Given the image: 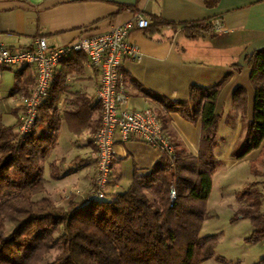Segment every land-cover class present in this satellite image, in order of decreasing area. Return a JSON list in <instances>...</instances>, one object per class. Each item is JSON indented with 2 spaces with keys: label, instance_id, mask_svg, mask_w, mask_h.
<instances>
[{
  "label": "crops",
  "instance_id": "0c3cea01",
  "mask_svg": "<svg viewBox=\"0 0 264 264\" xmlns=\"http://www.w3.org/2000/svg\"><path fill=\"white\" fill-rule=\"evenodd\" d=\"M136 15L144 17L148 26L129 31L128 39L138 46L140 58L124 60L119 69L127 94L125 106L159 110L177 147L197 155L200 118L188 120L179 111L169 112L162 100H187L190 86L210 88L228 73L230 79L216 98L219 121L213 154L224 166L226 158L229 165L250 159L261 162L251 170L264 171V138L259 147L239 159L233 156L245 137L244 123L252 119L254 91L247 59L264 48V0H0V40L9 48H30L36 38L43 37L51 50ZM216 21L219 31L213 29ZM194 24L211 28L188 37L186 28ZM0 71V95L14 102L10 112L17 123L21 98L33 85L35 73L30 66ZM10 74L12 82L4 84L3 78ZM52 79L54 89H60L59 93L52 89L60 120L56 143L42 165L45 194L55 205L83 203L93 188L96 153L92 137L101 115L94 98L95 74L85 54L72 53L58 65ZM238 86L245 91V112L232 98ZM164 158L139 137L116 142L109 193L124 191L135 175L148 174ZM254 183L263 197L264 185L257 179Z\"/></svg>",
  "mask_w": 264,
  "mask_h": 264
},
{
  "label": "trees",
  "instance_id": "16d2710c",
  "mask_svg": "<svg viewBox=\"0 0 264 264\" xmlns=\"http://www.w3.org/2000/svg\"><path fill=\"white\" fill-rule=\"evenodd\" d=\"M210 28L190 25L186 35L197 37ZM247 64L254 106L252 119L244 123L245 137L233 153L238 159L264 138V48L252 53ZM226 77L210 88L190 86L187 100H162L169 112L179 111L188 120L200 118L197 155L173 142L172 163L164 158L148 174L135 175L124 191H108L102 200L61 206L45 194L42 165L54 148L60 120L54 106V91L60 89H54L52 82L31 134L18 137L17 123L0 122V264H200L212 257L217 236L202 237L199 231L209 214L206 200L218 165L213 154L219 121L215 104ZM232 98L245 112L244 89L236 87ZM158 113L166 127L165 115ZM245 194L247 205L239 217L250 221L252 231L246 240L256 243L264 239L262 195L255 187Z\"/></svg>",
  "mask_w": 264,
  "mask_h": 264
},
{
  "label": "built area",
  "instance_id": "2783aa9c",
  "mask_svg": "<svg viewBox=\"0 0 264 264\" xmlns=\"http://www.w3.org/2000/svg\"><path fill=\"white\" fill-rule=\"evenodd\" d=\"M148 21L136 15L133 19L113 24L101 32L80 36L70 44L48 50L43 37L34 40L30 48H9L0 40V70L4 67L30 66L35 77L28 93L21 98V114L16 125V135L24 137L36 127L39 108L49 94L51 81L58 65L75 52L85 54L96 79L94 98L101 115L92 142L96 153L93 188L86 202L107 197V187L112 169L113 147L118 141L139 137L157 149L169 163L175 156V145L164 128L159 114L152 108L128 109L127 94L119 70L126 59L138 60L140 50L128 39L130 29H144ZM213 29H221L216 21ZM1 72V71H0ZM171 203L175 199L173 186L169 190Z\"/></svg>",
  "mask_w": 264,
  "mask_h": 264
},
{
  "label": "rangeland",
  "instance_id": "374dc122",
  "mask_svg": "<svg viewBox=\"0 0 264 264\" xmlns=\"http://www.w3.org/2000/svg\"><path fill=\"white\" fill-rule=\"evenodd\" d=\"M11 76L10 74L3 78V83L10 84L13 77ZM224 76L227 77L220 90L230 79L228 73ZM6 97L4 94L0 95V122L14 125L16 120L10 112L15 107L14 102ZM171 141L174 142L172 139ZM239 146L240 144L236 149ZM259 163L246 159L229 165L226 158V166H224L218 161L212 174L213 178L211 177L212 188L206 200V210L209 214L199 231L202 237L216 235L217 244L213 256L200 264H264V261H261L264 258V239L256 243L248 242L246 238L252 231V225L247 218L239 217L241 208L247 205L245 193L253 191L254 181L257 179L262 186L264 185V171L256 170L255 173L251 170L254 166L259 167ZM106 189L108 192V187ZM260 201V208L264 211V194ZM54 254L55 251H51L50 256L53 257Z\"/></svg>",
  "mask_w": 264,
  "mask_h": 264
}]
</instances>
